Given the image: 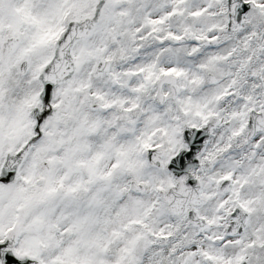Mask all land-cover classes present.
I'll use <instances>...</instances> for the list:
<instances>
[{
  "label": "snow or ice",
  "instance_id": "obj_1",
  "mask_svg": "<svg viewBox=\"0 0 264 264\" xmlns=\"http://www.w3.org/2000/svg\"><path fill=\"white\" fill-rule=\"evenodd\" d=\"M0 264H264V0H0Z\"/></svg>",
  "mask_w": 264,
  "mask_h": 264
}]
</instances>
